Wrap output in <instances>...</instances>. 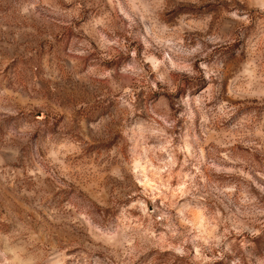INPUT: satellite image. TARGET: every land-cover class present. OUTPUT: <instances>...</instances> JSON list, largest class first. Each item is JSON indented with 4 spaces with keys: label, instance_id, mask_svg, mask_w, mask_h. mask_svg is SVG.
<instances>
[{
    "label": "rangeland",
    "instance_id": "1",
    "mask_svg": "<svg viewBox=\"0 0 264 264\" xmlns=\"http://www.w3.org/2000/svg\"><path fill=\"white\" fill-rule=\"evenodd\" d=\"M0 264H264V0H0Z\"/></svg>",
    "mask_w": 264,
    "mask_h": 264
}]
</instances>
